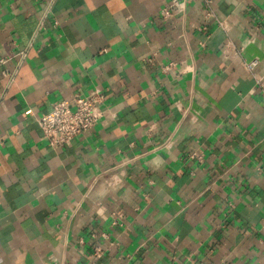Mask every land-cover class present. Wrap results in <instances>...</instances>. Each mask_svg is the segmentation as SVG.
Listing matches in <instances>:
<instances>
[{
  "label": "crops",
  "instance_id": "crops-1",
  "mask_svg": "<svg viewBox=\"0 0 264 264\" xmlns=\"http://www.w3.org/2000/svg\"><path fill=\"white\" fill-rule=\"evenodd\" d=\"M173 1L0 0V264H264V0Z\"/></svg>",
  "mask_w": 264,
  "mask_h": 264
},
{
  "label": "built area",
  "instance_id": "built-area-1",
  "mask_svg": "<svg viewBox=\"0 0 264 264\" xmlns=\"http://www.w3.org/2000/svg\"><path fill=\"white\" fill-rule=\"evenodd\" d=\"M205 3L207 7L211 5L209 0H205ZM179 6L181 5L177 0L168 4L162 11L163 18H170L175 8ZM6 62L7 59L0 60V66L5 65ZM256 65L257 61H253L247 65V68L252 70ZM103 102L102 93L93 90L86 96L76 95L70 102L55 103L50 112L37 119L43 140L52 149L61 150L77 137L91 132L103 118Z\"/></svg>",
  "mask_w": 264,
  "mask_h": 264
}]
</instances>
